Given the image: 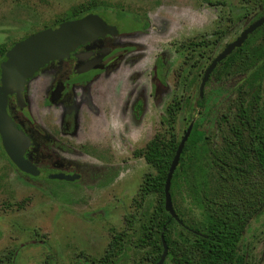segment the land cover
Wrapping results in <instances>:
<instances>
[{"label":"rangeland","instance_id":"obj_1","mask_svg":"<svg viewBox=\"0 0 264 264\" xmlns=\"http://www.w3.org/2000/svg\"><path fill=\"white\" fill-rule=\"evenodd\" d=\"M88 1L91 0H0V48L50 27L72 8ZM94 1L107 8L105 12L113 21L115 13L125 15L120 22L116 21L122 32L115 42L133 46V52L119 61L120 68L113 78L131 85L130 80L140 75L138 84L148 92L154 57L166 53V91L154 102L150 99L147 113L136 121V126L122 118L126 126L123 134L110 133L103 116L98 115L80 119L78 134L74 136L60 135L59 111L44 108L40 93L33 96L30 92L33 120L58 140L53 146L47 145L46 151L58 159L80 164L81 180L71 184L28 180L0 156V264H92L102 258L113 237L119 234L123 235L108 264H150L136 244L156 206L155 194L144 199L140 196L145 176L154 175L155 171L142 158L133 157L132 151L142 149L155 132H164L160 119L173 95L188 97V106L182 108L175 123L178 141L191 123L204 134L183 156L186 167L172 186V205L179 221L191 224L202 220L203 210L193 202L192 195L194 192L214 195L220 182L211 152L222 147L227 125L217 123L224 115H229L230 120L233 117L231 102L238 79L217 78L216 74L204 90L203 107H195V102L203 71L248 24L243 16L244 3L240 0ZM219 1L221 7L213 5ZM132 16L148 22L146 35L131 31L139 25ZM105 20L111 22L106 17ZM214 31L223 35L212 45ZM201 34L207 36L210 44L193 54L195 59L198 52L203 56L199 67L192 72L194 83L183 87L181 78L187 68L182 64L185 53L180 45L186 40H198ZM35 83L38 80L31 84L30 90ZM9 253L10 260L6 258ZM238 254L243 264H264V208L248 222ZM164 264L171 263L165 259Z\"/></svg>","mask_w":264,"mask_h":264},{"label":"trees","instance_id":"obj_2","mask_svg":"<svg viewBox=\"0 0 264 264\" xmlns=\"http://www.w3.org/2000/svg\"><path fill=\"white\" fill-rule=\"evenodd\" d=\"M99 7L94 0L80 4L52 25L81 18ZM258 38L261 44L255 45ZM214 74L235 76L238 85L231 102L232 119L224 115L217 123L227 125L222 147L211 152L220 182L214 195L200 192L192 195L193 202L203 210L202 220L191 224L180 221V224L164 210V184L179 144L175 133L179 100L174 99L167 109L168 116L162 118L164 132H158L138 151L155 171L154 175L145 176L140 196L144 199L148 194H155L156 206L136 244L150 264H156L162 254L161 234L168 250L166 261L171 264H243L238 254L239 243L248 222L264 208V27L223 60ZM197 105L201 106L202 100ZM203 137V132L194 125L171 178L172 202V186L186 167L183 156ZM122 235L114 236L102 258L92 264H108ZM6 258L10 260L12 254Z\"/></svg>","mask_w":264,"mask_h":264},{"label":"flooded vegetation","instance_id":"obj_3","mask_svg":"<svg viewBox=\"0 0 264 264\" xmlns=\"http://www.w3.org/2000/svg\"><path fill=\"white\" fill-rule=\"evenodd\" d=\"M240 1H242L246 7L243 16L248 21V24L239 33V35L247 27L258 21L264 15V0ZM213 5L221 7L222 2H215ZM106 9L107 8L99 7L94 12L88 13L81 18L89 14L97 15L109 27L115 28L112 33H106L103 36L95 38L85 44L79 45L74 51L69 54L67 58H64L62 60H54L36 71L32 75V77L29 78L24 84L23 90L21 92L20 103L18 102L15 93L8 94L5 97L6 115L25 138L22 149L23 159L27 162L28 166L31 168L34 174L25 173L16 168L3 147L1 136L0 156L7 162L8 165L13 167L19 175L28 180H40L48 183L58 182L70 184L77 183L81 180L80 164L70 163L58 159L57 156L54 157L52 154L46 151L47 145L53 146L58 143V140L53 136L47 134L43 129L39 128L33 120L31 107L29 104V96L31 95L30 92H32L33 96L37 95V93H40L44 108H51L59 111V113L61 114V126H59L60 135L74 136L78 134L77 129L79 128L78 122L80 121V119H82L84 116L90 117L98 115L103 116L104 121L107 124L106 128L109 129L110 133L112 132V134H118L119 132H121L123 134L126 126L121 119L126 118V123L132 122V125L136 126V121L141 119L147 113L149 105L148 102L150 101V99H152V102H154L155 100L161 98L162 93L166 91V53H160L156 55V57H154L152 68L149 74L148 92H146V89L144 87L138 84L140 81V75H135L137 78L130 80L131 85L126 84L124 80L119 81L118 79L113 78L115 72L120 68L119 61H121L123 57L127 56L130 52H133V46L119 45L115 42L116 37H118L122 32L119 31L117 27L118 23H116V21L120 22L125 15L123 13L117 12L114 16L115 21H113L105 12ZM105 17L111 22L108 23L105 20ZM132 18L139 25L137 29L131 31H137L141 33L142 36L146 35L145 32L149 28L148 22H141V20L136 16H132ZM52 26L54 25H51L50 27ZM262 27H264V24L259 28ZM46 28L49 27H45L39 31L30 33L20 38L19 40L38 33ZM254 32H252L247 39H249V37ZM222 33L223 32L219 31H214L212 33V35L215 37L214 41L211 42L212 45H215L219 42V39L223 35ZM206 37L207 36H205L204 34H201L198 40H186L180 45L181 51L185 53L182 64L187 68L186 75L181 78L183 87H188L189 85L194 83V75H192V72L194 71V69H197L199 67V59L203 56V53L198 52L197 59L193 57V54L201 47H208L210 41L206 39ZM19 40H17L16 42H18ZM234 40H232L228 44L232 43ZM256 42H259V44H261V39L258 38L255 43ZM14 43H12L9 47L0 48V61L7 53V51L14 45ZM228 44H226L225 47ZM3 50L4 53H2ZM221 63H219L209 75L204 85L202 95H200L198 89V97L195 102V107H203L204 90L210 83L211 79H213V76L216 75L214 74L215 70L218 69ZM205 70L203 71V74L201 76L199 87L201 85ZM219 77L220 76L217 75V78ZM228 77L231 76L229 75ZM36 80H38L39 83H35L33 86L34 89L30 90L31 84ZM174 99L180 101V106H178L177 108L176 119L182 111V108L184 106H188L187 96H184L182 94L171 96L169 101L164 106L162 112L163 116L160 119V126H162V118L164 116H168L167 109L170 107V105L173 104ZM198 100H202L201 106L197 105ZM194 125L195 124H192V130ZM126 130L129 131L130 128L127 127ZM157 133L158 132H155L154 135H156ZM109 140H113V138L109 137ZM142 149L138 148L133 150L132 156L142 158L144 160L142 156L138 155V151ZM55 175L76 177V179L68 181L52 178Z\"/></svg>","mask_w":264,"mask_h":264},{"label":"water","instance_id":"obj_4","mask_svg":"<svg viewBox=\"0 0 264 264\" xmlns=\"http://www.w3.org/2000/svg\"><path fill=\"white\" fill-rule=\"evenodd\" d=\"M264 24V15L255 23L247 27L232 43L228 44L206 68L201 85L200 95L204 85L215 67L228 57L235 49L240 48L248 36ZM115 30L109 27L100 17L89 14L77 20L64 21L52 27L46 28L31 36L25 37L7 51L0 61V136L3 147L16 168L22 172L34 174L27 162L23 159V134L17 130L5 112V97L15 93L17 100L21 102V92L26 81L44 65L67 58L79 45L85 44L106 33ZM192 124L189 125L179 142L175 155L169 166L164 184V210L168 215L179 221L171 200V178L176 170L184 145L191 133ZM52 178L72 181L76 177L55 175ZM162 254L156 264H164L167 257V245L161 234Z\"/></svg>","mask_w":264,"mask_h":264}]
</instances>
